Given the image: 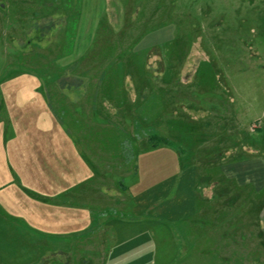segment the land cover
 Segmentation results:
<instances>
[{"label":"rangeland","instance_id":"374dc122","mask_svg":"<svg viewBox=\"0 0 264 264\" xmlns=\"http://www.w3.org/2000/svg\"><path fill=\"white\" fill-rule=\"evenodd\" d=\"M82 135L138 173L144 205L122 209L128 223L159 221L129 245L151 244L156 264H264V0H0V264L116 242L29 221L26 187L45 186V160L72 159ZM238 160L254 174L234 187Z\"/></svg>","mask_w":264,"mask_h":264},{"label":"crops","instance_id":"0c3cea01","mask_svg":"<svg viewBox=\"0 0 264 264\" xmlns=\"http://www.w3.org/2000/svg\"><path fill=\"white\" fill-rule=\"evenodd\" d=\"M83 99L82 102H86V105H83L85 113H89V117H94L93 113L97 111L96 99L90 102ZM81 137L77 144L74 142L72 159H69L71 155L66 158L65 149H57L51 159L45 160L44 166L49 172L45 186L26 187L32 193L29 196L30 200L39 207L29 221L35 223L36 227L39 226L47 237L57 236L60 240L116 239L110 248L105 246V249L101 250L83 247L72 248L71 253H66L64 251L66 249L56 251L58 257H63L64 264L66 259L67 262L70 260L73 263L77 262L73 261L76 256L79 257L77 264H156L153 260L155 248L153 246L151 248V244L141 246L136 243L137 247L129 244L146 234L153 235L154 224L159 221L153 222L147 220V216L135 213L136 218L128 223L127 215L122 211L131 204L134 211L144 205V199H140L139 190L142 188L138 181V173L133 172L130 177V162L126 158L124 161L122 152L114 159L109 155L110 148L98 147L97 140H92L87 135ZM107 140L106 138L101 143L105 142L106 145ZM232 152L238 155L241 153L236 150ZM253 169L254 165H251L250 160L243 162L238 160L230 164L226 172L229 178L233 179L234 187L236 184L241 187V183H245L244 178L254 174ZM190 178L188 179L192 182L190 187H196L194 176L192 180ZM151 203L147 208L154 207V202ZM179 206L185 207L184 204ZM174 209L176 210V206L167 212L164 210L161 212L163 215H173ZM189 216L185 215L184 209L177 219H186ZM145 224L148 227H145ZM97 255L102 256L100 261L96 258ZM43 261L48 263V260Z\"/></svg>","mask_w":264,"mask_h":264},{"label":"trees","instance_id":"16d2710c","mask_svg":"<svg viewBox=\"0 0 264 264\" xmlns=\"http://www.w3.org/2000/svg\"><path fill=\"white\" fill-rule=\"evenodd\" d=\"M152 138H154V141H155V142H153V146H158L161 143H164V144H170L171 143V141L167 137H163L160 135H153L151 137V139Z\"/></svg>","mask_w":264,"mask_h":264}]
</instances>
